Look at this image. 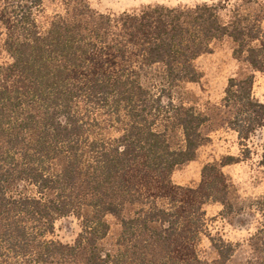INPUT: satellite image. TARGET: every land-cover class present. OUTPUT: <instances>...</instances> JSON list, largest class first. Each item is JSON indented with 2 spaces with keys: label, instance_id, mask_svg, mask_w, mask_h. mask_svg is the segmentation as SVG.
I'll return each mask as SVG.
<instances>
[{
  "label": "trees",
  "instance_id": "16d2710c",
  "mask_svg": "<svg viewBox=\"0 0 264 264\" xmlns=\"http://www.w3.org/2000/svg\"><path fill=\"white\" fill-rule=\"evenodd\" d=\"M43 1L0 0L9 57L0 67V264H229L237 246L212 237L205 207L227 190L222 169L239 161L206 166L197 188L176 185L207 118L172 94L199 80L195 62L225 38L264 73V0L247 2L253 12L233 7L229 19L209 4L105 15L66 0L46 30ZM254 81L230 79L224 99L242 146L264 134ZM262 151L264 167V135ZM109 216L122 224L114 252L103 247ZM69 219L80 226L73 242L60 237ZM204 237L214 261L202 257ZM252 246L246 264H264V228Z\"/></svg>",
  "mask_w": 264,
  "mask_h": 264
},
{
  "label": "rangeland",
  "instance_id": "374dc122",
  "mask_svg": "<svg viewBox=\"0 0 264 264\" xmlns=\"http://www.w3.org/2000/svg\"><path fill=\"white\" fill-rule=\"evenodd\" d=\"M90 8L105 15L139 12L146 8H193L209 4L224 8L222 12L229 19V11L236 6L253 12L255 6H249V0H84ZM66 0H44L37 13V22L48 29L53 18L64 14ZM227 15V16H226ZM4 32L0 25V67L9 62L4 48ZM235 44L225 38L216 42L212 51L201 56L195 67L200 75L197 82L179 84L173 91V100L177 105L194 108L207 118L201 129L205 142L197 152L195 161L178 167L173 173V182L184 188H197L203 179V169L210 165H220L231 157L233 163L222 169L227 180V190L210 201L205 207L208 231L216 239L237 246L236 253L229 264H246L255 252V235L264 228V167L261 165L263 132L261 129L251 135L242 146L238 134L232 127L234 111L226 107L224 99L230 79L243 80L254 75L253 97L264 104V73L254 72L246 63L234 56ZM154 80L158 81L156 74ZM152 87V86H151ZM169 140L174 149L182 143L180 132L171 131ZM130 214H125L128 218ZM110 231L103 247L116 251V243L122 233L121 217L107 218ZM80 232L76 219L65 220L61 225L60 237L65 242H73ZM202 257L208 261L217 258L216 251L209 239L204 237L200 243Z\"/></svg>",
  "mask_w": 264,
  "mask_h": 264
}]
</instances>
